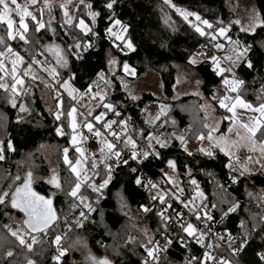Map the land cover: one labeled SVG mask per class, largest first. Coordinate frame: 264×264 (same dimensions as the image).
I'll return each instance as SVG.
<instances>
[{
    "label": "trees",
    "instance_id": "trees-1",
    "mask_svg": "<svg viewBox=\"0 0 264 264\" xmlns=\"http://www.w3.org/2000/svg\"><path fill=\"white\" fill-rule=\"evenodd\" d=\"M254 1L256 7L264 12V0ZM41 2L43 0L37 3L38 6ZM94 2L97 9L102 10L100 6L106 0H94ZM171 5L188 12H196L202 18L213 23L222 20L224 25H228L230 21H235L236 17L235 11L229 5V0H171L170 4L165 3V0H117L113 11L116 18L129 25L128 35L135 45V51H128L124 54L113 48L112 42L104 32V29L109 26L108 21L106 18H99L95 26L98 32L96 37L82 36L78 29L73 31L74 35L82 36L83 42L91 43L93 47H89L87 50L79 49V59L66 53L68 59L66 68L60 67L53 56L48 54L43 47V45L53 42L59 43L63 47L66 42L70 43L68 38L64 36L63 29L59 28L62 20L59 10L56 12L57 14H54L55 20L52 21L53 27L58 29L55 40L51 31L42 29L36 33L30 21L29 32L26 34L29 43L25 44L18 38L12 43L23 54L28 64H35L32 63L33 56L41 61L39 64L41 69L35 64L37 75H40L39 70L49 80L48 77L53 75L44 69L55 68L56 73H58L55 75L57 76V84L60 85L63 80L69 78L70 74H74L75 78L70 81V84L78 89L79 93H83L88 84L96 79V72L102 68L105 72L108 71L106 54L109 51L113 57L121 62V66L122 62L126 60L130 66L136 69V75L131 77L139 78L149 71H154L160 80L162 97L145 92L138 100L130 101L127 92L121 87L120 81L114 78V86L105 88L104 83L98 81L97 85H94L93 91L99 90L102 94L106 92V102L117 105V111L122 113L121 119L131 117L134 121L132 128H148L149 126L145 125L144 121L149 118L150 106L165 105V114L161 116L155 126H151L154 134L183 133L187 141H195L197 136L206 135L209 131L202 104L205 98L211 99L216 92L215 89L221 84V80L212 72L211 61L206 58L201 57L199 64L189 67L187 57L192 52L202 51L200 47L202 39L179 18L176 14V8ZM103 11L104 17L111 15L107 10ZM46 13L45 10L43 21L47 24L50 19ZM2 30L5 31L3 27ZM113 30H118L117 26ZM1 33L0 37H3L5 41L1 45H5L8 41ZM229 34L233 39L239 37L242 41L254 44V50L251 54L254 67L249 69L245 64H241L239 68L235 69L237 77L244 81L239 94L254 105L264 103V90H261V85H264V50L255 44L256 41H264V31L258 30L257 34H246L240 31L238 24L233 23L229 27ZM217 42L222 43L225 47L217 50L216 53L223 57L231 53V46L225 37H218ZM162 43H166V47H161ZM210 54L207 57H210ZM45 61L47 63H44ZM226 64L228 65L227 61ZM181 69L194 70L201 76L205 98L190 94L174 99V86ZM116 75L123 76L125 74L118 69ZM51 91L56 99L57 92L60 93L66 112L72 105L67 94L55 86ZM222 92L223 96L224 88ZM5 97L4 90H0V139L5 141L12 139L15 151L6 152V160L0 161V188H8L9 185L16 183L14 177L17 175L23 177L24 173L31 168L46 173V161L40 151L43 143L56 144L64 148L69 142L67 135L59 136L56 133L57 126L67 125V117L62 116L61 121L54 119L53 113L55 112H50L45 108L33 79L28 78L24 89L17 98V104L23 102L30 109L29 114L25 115L23 124L16 122L18 109L12 108L6 102ZM215 103L217 106L218 102L215 101ZM217 108L218 111H221L219 106ZM141 109L145 111L141 113ZM101 110H104L103 107L96 108L95 113ZM109 118H113V116L109 114L106 119ZM166 118L167 123H165ZM172 120H175V125L171 123ZM225 129L226 121L222 124L220 131L223 132ZM129 131L132 132V129ZM192 154V156H188L183 152L180 142L174 141L169 148L162 150L163 160L150 158L145 160V166L154 175L165 180L161 173V169L165 170L166 168L165 161L168 158L177 160L179 163L177 171L180 173V181L185 189L181 199L184 200L183 197H188L193 191L195 186L190 184V180L194 178L198 187L205 194L204 197L211 192L210 203L217 205L215 216L220 220V226L233 232H239L241 219L245 220L250 228L253 217L258 219L260 215H264V171L245 175L232 187L228 188L223 185L224 187L221 188L219 185L216 188L221 177L225 174L227 168L224 165L228 162V158L219 151L216 152L214 158L202 155L198 151L192 152ZM69 155L72 161L75 160L77 152L74 147H71ZM100 159V156L93 158L95 161ZM93 160L90 161L89 166L94 173L96 169L92 168ZM185 164L191 168V176L183 167ZM64 166L61 190L53 197L49 184L44 180H38L33 186L39 195L52 197L53 207L58 218L51 226L47 236L33 233V235H37L38 241L37 244L33 245V251L30 252L26 247L19 245L16 238L11 236L8 229L4 227L7 224L13 230L17 227L22 230L25 229L26 226L22 223L26 218L25 214L20 209L12 208L10 204L7 206L0 205V255L11 249L16 254L12 258L11 264H26L29 258L34 260L36 264H56L51 260V256L55 254V245L51 244V240L54 238L53 234H60L62 244L69 249L62 258V264H75L72 255L73 247L76 245L74 241L78 238H86V242L91 245L96 253L107 255L113 264H141L146 253L140 243L146 241L145 235L137 231V227L125 208L127 206L139 212L142 220L152 228L155 238L156 230L161 226L160 218L157 216L159 210L153 209L150 213H145L140 207L141 204L150 207L153 203L148 195V189L136 185L134 177L127 169L115 168L112 171V179L109 184L99 193L93 192L88 184L94 181L93 184L98 186L102 179L106 178L104 166L99 165V175L94 177L92 174L80 192L82 197L86 198V203L92 205L94 211L87 213L88 219L83 221L81 227H75L77 219L80 218L79 212L82 205L78 196L73 198L68 195L76 183V176L71 172L69 166ZM236 175H239V172ZM65 177L69 183L64 184ZM19 183L22 184L23 180ZM252 188L259 189V194L255 196L250 192ZM12 190L14 191V188ZM226 200H238L239 208L236 212L221 219V209L226 210L229 206L228 203H223ZM74 205L76 206L74 207ZM189 206L192 207L191 204ZM84 211L87 212L86 209ZM16 222L17 224H15ZM66 222L68 227H66ZM130 237L134 239L130 240ZM252 237L246 250L239 258L240 264H257L255 253L264 249V232H260L259 227L252 233ZM29 242L31 241L29 240ZM186 253L187 250L183 245L175 243L162 260V264H185L184 255Z\"/></svg>",
    "mask_w": 264,
    "mask_h": 264
},
{
    "label": "snow or ice",
    "instance_id": "snow-or-ice-1",
    "mask_svg": "<svg viewBox=\"0 0 264 264\" xmlns=\"http://www.w3.org/2000/svg\"><path fill=\"white\" fill-rule=\"evenodd\" d=\"M38 0H26V3L21 5L18 0H0V22L6 24L7 26V37L9 40L19 39L25 44H28L26 34L29 32V23H26V18H30L32 28L36 33H39L42 29L45 31H51L53 38L55 40L58 29L53 27L52 21L55 20V17L52 16L47 24L43 19H38L36 15L30 11V6H35ZM117 3V0H106L100 6L99 10L94 2V0H43V6L48 9V12L51 16L52 10L54 7H58L62 12V20L59 24V28L63 29L64 36L68 38L69 42L65 43V46L62 48L60 44L55 42L43 45V47L55 55L56 63L60 67L68 66L67 54H71L79 59V49L83 48L87 50L89 47H92L93 44L88 42H83L82 36H92L96 37L98 32L95 29L96 24L98 23L99 18H106L108 21V27L104 29V32L108 39L112 42V47L118 51L126 54L128 51H135V45L131 38L128 35L129 25L123 23L120 19L116 18V14L113 11L114 6ZM165 3H171V0H165ZM173 8H176L175 5H171ZM111 13L107 17H104V11ZM176 11L183 17L185 21L194 29L200 37H207L213 43L215 49L220 50L225 47L222 43L217 42L218 37H225L228 40L229 45L231 46V53L225 55L222 59L228 62V66H222L221 58L212 55L206 57L207 60L211 61L212 72L220 77L221 85L224 88V95L218 96L215 94L212 95L211 99L217 101L219 107L226 109L227 112L232 113L231 116H226L224 119L229 121H235V110L237 107L244 108L252 111L253 113H258L259 116L257 119L251 121L250 123H241L240 127L243 128L248 134L249 139H254L259 132L261 136H264V103H259L254 106L252 103L244 100L240 92V87L244 84V81L239 79L236 75L235 69L239 68L241 64H245L247 68L252 69L254 67L253 59L251 54L254 50V44L242 41L237 37L233 39L229 34V27L231 24L240 25V31L246 34H257L259 31H264V12L261 10L252 7L247 10L246 20L241 21L237 19L235 21H230L228 25H224L222 20L217 21L216 23L210 22L208 19L202 18L196 12H188L187 10H181L176 8ZM43 13V8L41 9ZM13 14L18 16L19 23L18 27L14 28L16 23L13 19ZM194 18L193 19H190ZM118 26V30H113L114 27ZM78 29L79 33L82 36L78 37L73 34V31ZM175 31V29H173ZM119 42V43H117ZM5 43L4 38L0 37V44ZM255 44H258L259 47L264 50V41H256ZM161 47H166V43H162ZM202 49L207 48V45H201ZM8 53H13L11 46L6 47ZM4 56V52L0 51V57ZM205 53L203 51L192 52L187 57V63L189 67L196 66L201 62V57H204ZM32 62L35 64H41L40 60H37L35 56L32 57ZM24 63V57L19 53H15V59L11 61V69H7L4 62L0 60V72H3L4 75H0V90H4L6 93V102L9 103L12 108L18 109V114L16 116V122L23 124L25 115L29 114L30 109L25 106L23 102L17 104V98L20 96L18 88H22L25 84V80L22 78L21 74H18V66ZM44 63H47L45 61ZM106 63L108 65V71L102 68L100 71L96 72V79H93L84 90L82 95H89L92 98L98 97L96 106L97 108L103 107L104 111L99 112L97 115H93L92 112H89L88 115L93 117V120L96 124H99L100 127H95L93 120L86 121L82 127H86L90 133L95 134L97 138L102 135L101 128L111 136L116 143H113L107 139L101 141L103 147L100 149L101 159L100 162L103 164L105 169V177L103 178L99 186L95 184H88V187L92 189L93 192L99 193L101 189L105 188L110 180L112 179L113 166H123L128 169V171L135 175L140 171V165L147 159L157 158L163 160L162 150L169 148L174 141H179L183 152L188 156L193 154L189 152L187 148V139L183 133L177 134L176 132L172 133H160L159 135L154 134L151 130V126L156 125V122L160 119L161 115L165 114V105H161L159 113L151 118L146 119L144 124L149 126L148 128H132L134 121L131 117H125L121 119L122 113L117 111V105L114 103L106 102L107 93H101L99 90L93 91L94 85H97L98 81H102L105 85V88L114 86L113 78L120 81L121 87L127 92L128 98L130 101H135L138 99L136 95L128 88L127 83L125 82V77L135 76L136 69L131 67L129 63L125 60L122 62L118 61L115 57L111 55L109 51L106 54ZM32 67L31 64L22 70L23 76L28 75V70ZM120 69L125 74V77L117 76L115 70ZM45 71H48L50 75H58L55 68H45ZM10 76L12 82L9 84L5 82V77ZM75 78L74 74H70L68 79H65L60 84L62 89L67 90L68 96L73 97L74 92H79L78 89L74 88L70 81ZM35 79V77H33ZM179 82V81H177ZM197 84L200 83L199 80L196 81ZM261 90H264V85H261ZM229 93H234V96L229 95ZM57 110L54 115L56 121H61L62 116L68 118L67 127L72 129L71 135V144H77V135L76 129L78 127L74 113L77 112V109L73 106L71 109L66 112L62 110V106L59 103L60 93L57 92ZM75 99V97H73ZM259 99V98H258ZM228 101V103H226ZM103 102V103H101ZM229 103L231 106H229ZM203 107V106H202ZM141 113L145 110L141 109ZM111 114L115 119H106L108 115ZM167 118L165 123H167ZM171 123L175 125V120H172ZM116 127H119L120 130L117 131ZM207 127V125H205ZM132 129V132L129 130ZM231 127L229 131H231ZM56 133L59 136H63L65 133L63 128L60 126L56 127ZM134 133V134H133ZM146 133V134H145ZM198 140L203 141L205 137L203 134L196 137ZM207 139L211 142L213 137L209 133ZM139 140V143H138ZM122 142V147L118 148ZM226 143L223 140L217 141L215 144L209 143L207 147H201L198 151L207 157L214 158L217 150L221 153H224L225 157L228 158V162L224 167L229 169L227 178L231 183L236 184L239 182L241 177L245 176V173L249 170L244 167L243 170H238L233 167L234 160L238 162V158L233 157L232 153L227 150ZM262 145V151H264V140H260ZM15 151L14 144L12 139H7L6 141L0 139V161L6 160V152ZM76 151L79 153L81 149L76 148ZM64 163L67 164L72 173L76 175V183L71 188V191L68 193L73 198L78 196V192L81 188V178L84 181H87L89 178L87 175L82 172H78V166L81 164L80 159H76L75 163L69 160L67 153L68 149H64ZM114 157V159H113ZM166 167L173 173L179 167L177 160L168 158L166 161ZM130 164H135V167H130ZM97 164L93 160L92 168L96 169ZM187 170V174L191 176L192 170L187 164L183 165ZM239 171V175H236ZM162 176L167 178L166 183H172L175 187V191L171 192L170 199L173 202L179 201L183 204V207L189 209L190 212L194 214L195 220L198 223H203L207 228L209 222L213 221V216L210 214L207 205L203 204L204 193L201 191L197 185V181L192 178L190 184L195 186L196 195L189 201H184L179 195H176V192H183V189L175 184V181L169 176V172L161 169ZM99 175V172L95 173ZM31 171L27 172L23 177L17 175L14 177L16 183L11 184L8 188H0V205L7 206L11 205L12 208L20 209L26 216V219L23 220V225L26 226L25 229L17 227L13 230L9 225H4L6 229L10 232L11 236L15 237L19 245L26 247L28 251H33V245L37 244V235L43 234L47 236L51 230V226L54 221L58 218L52 207V197L51 196H42L34 192L31 188ZM23 180V183H19ZM55 188L59 189L61 187L58 178L54 175L49 181ZM134 183L138 186H141L145 189H157L158 185L153 183L151 180L145 182V179L142 175H135ZM223 188V184L220 185ZM14 188V191L12 190ZM54 195V193H53ZM168 193L157 192L156 195H152L150 199L155 202L159 201V211L157 216L160 218V227L157 228V234L163 238V244L161 245L160 240H156L154 236H149L147 231H145V236L147 237L146 241H142L140 246L144 249L146 255L142 258L141 264H158L159 253L167 249L173 243H178L184 247H189L188 240L194 239L197 244H200L206 250L203 252V256L190 255V257L185 258V264H207L208 261H211L212 264H240V256L246 250L249 245L250 240L253 238L252 233L257 230L259 227L260 232H264V215H260L258 219L256 217L252 218V224L249 228L246 221L241 219L239 222V233L237 236H233L231 232L227 229L224 231L227 233L228 248L230 253L235 260H226L223 257L219 259L213 257L207 249H211L214 246L219 247V245H213L211 242L205 241V237L209 235L211 229L208 231L200 230L195 224L190 221H185V213L183 209L175 210L172 208V203L169 202V199H166ZM251 196V193H249ZM80 204L82 205L81 211L79 212V219L75 223V227H81L83 221L88 219L87 213L94 211L90 203H86L85 197H80ZM199 199L200 204H197L196 201ZM223 203H228V207L221 209V219L228 216L230 213H234L239 208L238 200H226ZM192 205L190 208L189 205ZM167 205V206H165ZM76 205H74L75 207ZM155 206V205H154ZM141 209L145 213H150L153 211V208H150L144 204L140 205ZM217 205L214 203L212 208L215 209ZM87 210L85 212L84 210ZM171 213V214H169ZM177 225L180 229L179 232H170L169 228L173 225ZM66 227H68L66 222ZM218 239H224L223 234H215ZM54 238L51 240V244L55 245V254L51 256V260L56 262V264H62V258L69 251L68 248L62 245V236L60 234H53ZM130 240L134 238H129ZM29 240L31 242H29ZM16 254L13 250L8 249L2 255H0V264H11L12 258ZM257 257V264H264V251H259L255 253ZM90 264H112V261L107 257L97 258L95 256L89 255L88 257ZM26 264H36L32 259H27Z\"/></svg>",
    "mask_w": 264,
    "mask_h": 264
},
{
    "label": "rangeland",
    "instance_id": "rangeland-1",
    "mask_svg": "<svg viewBox=\"0 0 264 264\" xmlns=\"http://www.w3.org/2000/svg\"><path fill=\"white\" fill-rule=\"evenodd\" d=\"M39 1L40 0H38V2ZM18 2L21 5H23V4L26 3V0H18ZM54 3H55V0H54ZM229 5L235 11V14H236L235 15L236 16L235 20L240 19L242 22L246 20V15H247V10L248 9H250L252 7L257 8L254 0H229ZM42 8H43V13H41V9ZM45 10L47 12L46 14L49 15V19H51L52 16L55 17L54 14L59 10V8L58 7H54L53 10H52L51 16H50V14L48 12V9L43 6V2H41L40 6H38V4H36L35 6H30V11H32L33 14L37 16L38 19H43ZM60 14H61V17H62V12L61 11H60ZM13 19L16 22L14 24V28H16V27H18L19 18H18V16L13 14ZM29 22H30V18H26V23H29ZM29 26H30V24H29ZM2 27L5 29V31L2 30ZM117 28H118V26H117ZM1 31H2V33H1ZM0 33L3 34V36L8 41V43L5 44V45H1L0 44V51L4 52V56L0 57V60H2L4 62V64H5L6 68L10 70L11 67H12L11 61L13 59H15V53H19L21 56H23V54L19 51V49L16 46L13 45L12 42L14 40H9L8 39V37H7V26H6V24H4L2 22H0ZM57 44H59V43H57ZM9 45L13 49V53H8L6 51V47L9 46ZM61 47L63 48L62 45H61ZM216 51H217V49H215L214 53L212 52L213 54L211 53L210 55L211 56L212 55H216V56L220 57L221 58V63L223 64V66L227 67L228 65L226 64V61H224L222 59L223 56H220L218 53H216ZM46 52L48 54H50L51 56H53V58L56 60V57H55V55L53 53L48 52L47 50H46ZM28 65H29L28 62L24 58V63L22 65L18 66V74H21L23 79H24L25 76H23L22 70L24 68H27ZM31 65H32V67L28 70V75L27 76H34L35 77L36 74H38L37 71L35 72V75H33L32 72L37 70L36 69L37 67H39L41 69V66L38 65V64H36L37 67H36L35 64H31ZM117 70L118 69H116L115 72H117ZM38 72H39L40 75H37L38 77H37V81H35V84L37 86L38 93H39V95H40V97L42 99V102H43L45 108L48 111L56 112L58 101H56L57 99H56L55 95H53L51 90H52L53 86H55L59 90H61L63 93L65 92L67 94V96H68L67 90L62 89L60 87V85L57 84L58 83L57 82V76H54V75L53 76H49L48 77L49 80H47L43 76V74L40 73L39 70H38ZM0 75H4V73L0 72ZM121 77H125V75H123ZM197 80L200 81L199 84L196 83ZM177 81H179V82H177ZM5 82L10 84L12 82L11 77L10 76H6L5 77ZM49 82H51L52 84H50ZM125 82L127 83L128 88L132 91V93L134 95H136L138 97V99L145 92H150V93L154 94L157 97H162L163 96L161 94V90H160L159 77H158L157 73H155L154 71H149V72H147V74H145L144 76L139 77V78H134V77H131V76L130 77H125ZM22 90H23V87L22 88H18V91L20 93H21ZM215 90H216V92H215L216 95L222 96L223 87H222L221 84L219 86H217V88ZM190 94L198 96L199 98L200 97H204V93H203V90H202V78L194 70L181 69L180 72L178 73V76H177V79H176V83H175V86H174V99H177V98H179L181 96H184V95H190ZM229 95L233 96L234 93H229ZM73 97H75V99H73ZM73 97L68 96V98L72 102V105L68 108V110L71 109L73 106L77 109V112L74 113V116H75L77 124H78V127L76 129L77 144L76 145L71 144L72 129L67 127L69 121H68V118H66L67 125L61 124L59 126L63 128V131L65 133L64 135H67V137H68V141H69L68 145L65 146L64 148H61L59 145L51 144V143H43L41 145L40 151L43 154V157H44V159L46 161L47 171H46V173H41L37 169L31 168L29 171H31V173H32V177H31L32 186H35L36 182L38 180H40V179L44 180L49 185L53 186L51 183H49V181L52 179V177L54 175L58 178V181H59V183L61 185V181H62L63 176H64V175H62V171L65 169L64 165L68 166L67 164L64 163V155H65L64 149L65 148L68 149L67 156H68L70 161H72V159L70 158V155H69L71 147H74L75 151H76L77 147H79L81 149V152H79V153L76 151L77 152V156L75 157V160L72 161L73 163H75L76 159H80L81 164L78 166V169H77L78 172H82L83 174L87 175L89 179L91 178L92 174H94L93 176L95 177L96 176V174H95L96 172L100 173L99 165H103L100 162V160L95 161L96 164H97V167H96V170H95L94 173L92 172V169L89 166V163H90V161L93 160L94 153H96V155L101 154L100 149L102 147L99 150H97V152H93V150L90 147L88 148V147H86L84 145V140H86L85 139L86 136L81 133V129L79 128V123H80V120H81L82 113L74 105V103L77 106L83 108L84 109L83 111H85V114H87V115H88L89 112H92L93 115H97V114H99V112L104 111V110H101V111L95 113V109L97 108V106H96L97 101H95V99H98V97L92 98L89 95H82V93H79V92H74L73 93ZM59 103L62 106V110L65 111L64 104H63V101H62L61 98L59 100ZM226 103H227V101H226ZM161 105L162 104H158L157 106H155V105L150 106L149 113H148V117H149L148 119H151V118L155 117L159 113ZM202 106H203V109L205 111V115L207 117L208 128L209 129H214L217 126H220L221 121H222V119H221L222 118V114L219 116V112L217 110V106H216L215 101H213L212 99H209V98H205ZM217 113H218V115H217ZM161 116H160V118H161ZM216 118H217V120H216ZM109 119H112V118H109ZM157 122H156V124H157ZM133 128H135V127H133ZM203 136L205 137L206 135L204 134ZM209 143H211V142L208 139H206V138L203 141L196 139L195 141H187V145L186 146H187L189 152L192 153V152H194L195 150H197V149H199L201 147H207L209 145ZM235 154L236 155H240L241 153H235ZM29 171H26L24 173V175L27 172H29ZM165 171H168L169 172V176L175 181V184L183 189L182 193L181 192H176V195H179L180 197L184 196L185 189L182 186V182L180 181V173L177 170H176L175 173H173L167 167L165 168ZM166 179L167 178H165V180ZM66 183H69V180L67 179V177H65V180H64V184H66ZM85 183H86V181H84L81 178V188L83 187V185ZM90 183L93 184L94 181H92ZM55 189L59 190V189H61V187L59 189H57V188H55ZM166 189L169 192L175 191V187H174V185L172 183H168ZM199 189L201 190V188H199ZM52 190L54 191V186L52 187ZM157 192H160L162 194L165 193V191H163L160 188L148 189V193H149L150 196L156 195ZM250 192H252L256 196V195L259 194V189L252 188V190ZM195 195H196V188L194 187V189L190 193V195L188 197H183V198H184L185 201H189ZM197 202L199 203L201 201L199 199H197L196 203ZM125 210H126L127 214L131 217V219H132L133 223L135 224V226L137 227V231L139 233H143L144 234L145 231H147L149 236H154L152 228L150 227V225L147 222H144L142 220L141 216L139 215V212H137L136 210H134L132 208H129L127 206H126ZM15 224H17V222ZM145 239H147L146 236H145ZM85 241H87V240H82V238H78L77 241L75 242L76 245L73 247V250H74V263L75 264H90V261H89L88 257H89V255L93 256V254L91 253L92 249L88 245H85ZM103 257H105V256H103Z\"/></svg>",
    "mask_w": 264,
    "mask_h": 264
},
{
    "label": "built area",
    "instance_id": "built-area-1",
    "mask_svg": "<svg viewBox=\"0 0 264 264\" xmlns=\"http://www.w3.org/2000/svg\"><path fill=\"white\" fill-rule=\"evenodd\" d=\"M179 17H180V19H183L182 16L179 15ZM202 40H203V45H205V44L207 45V48H203V52L205 53V56H206V54L209 51H214L215 48L213 46V43L209 40V38L203 37ZM97 100L98 99H95V101H97ZM74 105L82 113L81 120H80V123H79V128L81 129V133L86 136L85 137L86 140H84V145L86 147H88V148L90 147L93 150V152H97V150H99L101 147H103L102 143L100 142L99 138H97L95 136L94 132L90 133L85 127H82V125L86 121L93 120V117L85 114V112L83 111L84 110L83 108L77 106L75 103H74ZM112 119H115V117L113 116ZM93 123H94L95 127H100V125L96 124L94 120H93ZM116 130L119 131L120 128L116 127ZM101 132H102V135L105 137V139H107V140H109V141H111L113 143H116V141L111 136H109L107 134V132H105V130L103 128H101ZM120 147H122V142H121L120 145H118V148H120ZM100 155L101 154L96 155V153H94V157H98ZM233 157L238 158V162H236L234 160L233 167H235L236 169H239V165L241 164L240 162H241L242 158L247 157V153H244L242 155L233 154ZM113 159H114V157H113ZM135 166H136L135 164H130V167H135ZM139 167H140V171L138 173H136L135 175H142L143 178L145 179V182H147L148 180H151L153 183H156L160 189L165 191V193H168L169 195L166 196V198H169V202L172 203V208L175 209V210L183 209V211L185 213L184 219H185L186 222L187 221L192 222L193 224H195L202 231H208V229H211V232L209 233V235L205 237V241H206V243L207 242H211V243H213V245H219V247H215L214 246L211 249H207L211 253V255L213 257H215L217 259H219L220 257H223L226 260H235V257H233L231 255L230 250L228 248V241H227V238H226L227 237V233L224 231L227 228H224V227L220 226V224H221L220 220L215 216V209L212 208L213 204L210 203V199H209L210 195H207L206 197H204V199L202 201L203 204L207 205V208H208L210 214L213 216V221L209 222L208 225H207V228H206L205 225L202 222L198 223L195 220L194 214L192 212H190L189 209L184 208L183 204H181L179 201L173 202L170 199L171 192H169L166 189V187H167L166 181L162 177L156 176L151 171H149L148 168H146V166H145V161ZM115 168H125V167H123L122 165L121 166H115L114 165L113 169H115ZM125 169H127V168H125ZM228 172H229V169L227 168L226 171H225L224 176L221 179V181H224V179H228L227 178ZM131 175L135 179V175H133V174H131ZM227 182H228L227 185L231 184L230 180H228ZM209 194H211V192ZM159 206H160L159 205V201L157 200V201L153 202L150 207L153 208V209H158L159 210ZM165 206H167V205H165ZM169 214H171V213H169ZM227 230L229 232H231L233 236H237L238 233H239L237 231L233 232L230 229H227ZM169 231L170 232H179L180 229H179V227L177 225L173 224L169 228ZM213 233H215V234H223L225 238L222 239V240L218 239L217 235H213ZM155 239L156 240H160L161 241V245L163 244V238L161 236H159L158 234L156 235ZM174 244L175 243H173L167 249H164V250H162L159 253L158 264H162V260L168 254L169 250L174 246ZM188 244H189V247H187V248L185 247L186 250H187V253L184 255V261H185V258L186 257H190V255H196V256H201V257L203 256V252L206 250L204 247H202L200 244H197L194 239H189L188 240ZM259 251H264V249L258 250L257 252H259ZM207 264H212V262L208 261Z\"/></svg>",
    "mask_w": 264,
    "mask_h": 264
},
{
    "label": "crops",
    "instance_id": "crops-1",
    "mask_svg": "<svg viewBox=\"0 0 264 264\" xmlns=\"http://www.w3.org/2000/svg\"><path fill=\"white\" fill-rule=\"evenodd\" d=\"M181 10H185V9L181 8ZM32 73H33V75H35V71ZM33 77L34 76H25L24 77L25 84H26V81L28 80V78L33 79ZM37 77L38 76L36 74L35 79H33L34 82L37 81ZM25 84L23 86V89L25 87ZM244 100H246V99H244ZM247 102H249V101H247ZM227 103H228V101H227ZM217 106H219V104H217ZM229 106H231L230 103H229ZM254 106H256V105H254ZM217 110H218V108H217ZM218 112H219V116L222 114L221 124H220V126H217L214 129H209L205 138L207 139L209 133H211V136L213 137V140L211 141V143L215 144L217 141H220V140L227 142L226 143L227 150L230 151L232 153V155L235 153H241V154L247 153V157L243 158L240 162L241 163L240 166H241L242 170L244 167H246L249 170L248 172L245 173L246 175H253V174H257L261 171H264V151L261 150L262 145L260 144V140H264V136H261L258 132L254 139H249L248 138L249 134L243 128L240 127L241 123H250L251 121L257 119L259 114L253 113L252 111L244 109V108L237 107L235 110V113H236L235 121H229L227 119H224V117L231 116L232 113H229L226 111V109H222V108H221V111H218ZM217 115H218V113H217ZM216 120H217V118H216ZM225 121H226V129H225V131L220 132L221 126ZM230 127L232 129L231 131H229ZM197 151H198V149L195 150L194 152H197ZM100 157H101V155H100ZM49 186L51 188L52 197L55 194H57V192H59L61 190V189L56 190L54 187V191H53L52 190L53 186H51V185H49ZM80 192H81V189L78 192V198L82 197V194ZM53 193H54V195H53ZM148 195H149V193H148ZM85 202H86V200H85ZM82 240H85V239H82ZM76 241L77 240H75L74 243ZM85 245H88L92 249L91 253L93 254V256H95L97 258H103V256H105L109 260H111L110 257H108L105 254L96 253V251L86 241H85ZM72 258L74 260V250H73Z\"/></svg>",
    "mask_w": 264,
    "mask_h": 264
},
{
    "label": "bare ground",
    "instance_id": "bare-ground-1",
    "mask_svg": "<svg viewBox=\"0 0 264 264\" xmlns=\"http://www.w3.org/2000/svg\"><path fill=\"white\" fill-rule=\"evenodd\" d=\"M176 14L178 15L179 13H177L176 12ZM179 16V15H178ZM180 18V17H179ZM190 19H193V22H195L194 21V18H191L190 17ZM182 21H184L190 28H192L189 24H188V22L187 21H185L184 19H181ZM193 29V28H192ZM194 30V29H193ZM195 32V31H194ZM197 34V33H196ZM197 36L199 37V38H201V39H203V37H200L198 34H197ZM202 45H203V40H202ZM93 47V46H92ZM202 49V48H201ZM202 51H203V49H202ZM215 51V50H214ZM214 51H209L207 54H206V56L205 57H202V58H206L211 52H214ZM234 96V95H233ZM85 112V111H84ZM99 140H100V142L101 141H103V140H105V137L103 136V135H101L100 137H99ZM244 154V153H243ZM240 155H242V154H240ZM243 159V158H242ZM238 170H242L241 169V166L239 165V169ZM239 172V171H238ZM246 175V174H245ZM246 176H248V175H246ZM221 179H222V177H221ZM221 179H220V181L218 182V184H217V186H216V188L219 186V185H221V184H223V185H225L226 187H232L233 186V183H231L230 185H227V181L229 180V179H224V181H221ZM159 188V187H158ZM210 196H211V194H209ZM201 202H199V203H197V204H200ZM190 207V206H189ZM64 246V245H63Z\"/></svg>",
    "mask_w": 264,
    "mask_h": 264
},
{
    "label": "water",
    "instance_id": "water-1",
    "mask_svg": "<svg viewBox=\"0 0 264 264\" xmlns=\"http://www.w3.org/2000/svg\"><path fill=\"white\" fill-rule=\"evenodd\" d=\"M31 188H32V190L34 191V192H36L37 193V191H36V189L32 186V184H31ZM38 194V193H37ZM52 207H53V203H52ZM53 210H54V212H55V214H56V211H55V209H54V207H53ZM57 216V215H56ZM26 219V218H25ZM56 221H54V223H55ZM53 223V224H54Z\"/></svg>",
    "mask_w": 264,
    "mask_h": 264
}]
</instances>
